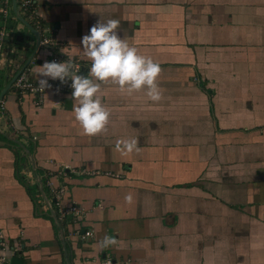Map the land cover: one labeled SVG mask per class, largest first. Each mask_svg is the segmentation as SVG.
I'll return each mask as SVG.
<instances>
[{"label":"crops","instance_id":"crops-1","mask_svg":"<svg viewBox=\"0 0 264 264\" xmlns=\"http://www.w3.org/2000/svg\"><path fill=\"white\" fill-rule=\"evenodd\" d=\"M33 1L57 48L39 43L35 49L21 22L4 41L9 51L15 41L33 47L25 68L31 81L38 83L39 66L53 54L80 63V72L92 78L82 37L98 22L115 19L121 38L160 65L164 99L154 103L144 92L128 95L101 83L108 130L86 136L74 118L72 93L48 91L35 106L31 96L20 98L13 87L6 91L0 231L17 248L13 259L264 264V0ZM2 11L0 3V29ZM25 52L17 53L16 65L24 64ZM0 73L3 90L11 72ZM5 136L18 139L24 151ZM134 138L139 153L116 150L118 140ZM38 181L49 202L47 182L63 187L62 206L75 204L82 216L68 223L57 218L56 226ZM129 193L131 204L124 199ZM85 232L91 237L82 238ZM105 236L117 245L101 249Z\"/></svg>","mask_w":264,"mask_h":264},{"label":"clouds","instance_id":"clouds-1","mask_svg":"<svg viewBox=\"0 0 264 264\" xmlns=\"http://www.w3.org/2000/svg\"><path fill=\"white\" fill-rule=\"evenodd\" d=\"M118 29L119 21L110 19L106 23L93 25L89 34L82 37L81 52L84 58L91 61L92 78L77 75L79 68L73 63L45 61L39 66L38 84L41 91L51 89L49 79H58L61 84L71 80L72 98L76 101L74 118L86 136H97L108 130L110 110L102 104L101 83L116 85L119 91L128 95L144 92L154 103L164 99L157 83L162 72L160 65L150 57L140 55L137 48L129 46ZM116 150L128 156L139 153L141 148L138 147L137 138H134L118 140ZM124 199L131 204L133 194L129 193ZM117 243L116 238L105 236L99 242V247L103 249Z\"/></svg>","mask_w":264,"mask_h":264},{"label":"built area","instance_id":"built-area-1","mask_svg":"<svg viewBox=\"0 0 264 264\" xmlns=\"http://www.w3.org/2000/svg\"><path fill=\"white\" fill-rule=\"evenodd\" d=\"M0 3L3 6L2 11V18L3 24L0 29V71L5 69H11L12 66L15 64V59L13 58L14 50L9 51L6 50L4 47V41L7 33L8 28V20H10L11 14V0H0ZM33 0H19V7L18 11L20 15L27 16L28 20L36 26L41 31L42 37L40 38V45L47 48V49H56L57 43L55 39L52 38L49 34V29L47 27H42L39 24V20L36 14V8L33 6ZM12 19V18H11ZM50 61L56 62H67L66 58L61 55L53 54V57ZM73 64L77 65L79 68V72L82 70V66L78 62H72ZM12 72V69L10 70ZM75 71V69H73ZM79 73H77L78 75ZM51 84V89H45V91H41L39 88V84L31 81L29 75L25 71V69L18 75L15 81L12 83L11 87L20 95V98L23 96H31L33 98V104L35 106H39L42 102L44 95L48 91H56L60 93H72L71 88V80H67V83L61 84L59 80L49 82ZM58 89V91H57ZM0 111L4 112V108L2 105V101L0 102ZM47 186L50 190V194L52 199L50 200L51 205L56 209V215L59 221L61 222H69L73 219H77L78 217L82 216L83 211L77 205L72 204L69 206H62V198L66 193L63 187H54L50 182H47ZM83 237H91L90 232H85L82 236ZM17 248H11L9 246L8 241L6 240L2 231H0V264H11L12 259L14 258L15 253L17 252ZM109 263V261H108Z\"/></svg>","mask_w":264,"mask_h":264},{"label":"water","instance_id":"water-1","mask_svg":"<svg viewBox=\"0 0 264 264\" xmlns=\"http://www.w3.org/2000/svg\"><path fill=\"white\" fill-rule=\"evenodd\" d=\"M17 4V1L16 0H12V10H13V13H14V16L16 17V19L21 22L22 24L25 25V27L30 30V32L33 34L34 36V39H35V49H37L39 47V43H40V38H39V33L34 30L30 25H28V23L26 21H24L22 18H20V15H19V11H18V8L16 6ZM33 57V54L28 57L26 60L24 59V64L23 65H16L14 64L13 65V69H12V74H13V77L12 79L9 81V83L4 87V89L0 92V102L2 101V98L4 96V94L6 93V91L11 87L12 83L15 81V79L18 77V75L27 67V65L31 62V59ZM78 75H81V76H84V74L82 72H80ZM68 102L65 104V106L68 105ZM38 189H39V192L41 194V196L43 197V199L45 200V203L47 204L48 208H49V211H50V215H51V218L53 219L54 223L56 226L59 227V222L57 220V217L55 215V212L52 208V205L51 203L49 202V200L45 197V194H44V191L42 189V185H41V182L38 181ZM11 264H23L21 263L20 261H16L15 259H12V262Z\"/></svg>","mask_w":264,"mask_h":264},{"label":"trees","instance_id":"trees-1","mask_svg":"<svg viewBox=\"0 0 264 264\" xmlns=\"http://www.w3.org/2000/svg\"><path fill=\"white\" fill-rule=\"evenodd\" d=\"M17 1V4H16V6L17 7H19V0H16ZM33 6L34 7H36V4L35 3H33ZM11 14H12V19H10V20H8V28H7V32H9V33H14V28H15V24L14 23H18L19 21L17 20V19H15V16H14V14H13V12H11ZM23 18L24 19H27L28 20V17L27 16H23ZM3 24V18L1 19V25ZM39 24L41 25V27H43V24H42V21L40 20L39 21ZM34 27V26H33ZM45 27V26H44ZM34 29H37L36 27H34ZM27 31V30H26ZM28 32V31H27ZM15 51H14V55H13V58L15 59V61H16V58H15V56L17 57V53L19 52V51H21V50H26V57H28V55L31 53V50L33 49V47H27L26 46V44H23V43H20L19 41L17 42V41H15ZM17 51V52H16ZM26 60V59H25ZM23 63H24V61H23ZM8 71H9V73L11 72L10 71V69H8ZM0 75H1V73H0ZM12 77H13V74L12 73H10V74H8V77H7V79H6V82H5V84L4 85H6V84H8V82L12 79ZM2 88L3 87H1L0 86V91L2 90ZM3 139L8 143V144H10V145H12V146H14V147H19L18 149L20 150V149H22V151H24V146L21 144V143H19L18 142V139H14V140H11V139H8L6 136L5 137H3ZM17 163H18V173H19V171L22 169V166H23V164H22V161H21V159H17ZM34 189H36V188H34ZM44 191H45V188H44ZM56 217H57V215H56Z\"/></svg>","mask_w":264,"mask_h":264},{"label":"rangeland","instance_id":"rangeland-1","mask_svg":"<svg viewBox=\"0 0 264 264\" xmlns=\"http://www.w3.org/2000/svg\"><path fill=\"white\" fill-rule=\"evenodd\" d=\"M15 36H16V35H15ZM12 67H13V66H12ZM11 69H13V68H11ZM11 69H10V70H11Z\"/></svg>","mask_w":264,"mask_h":264}]
</instances>
